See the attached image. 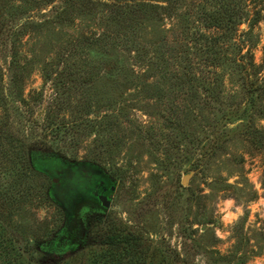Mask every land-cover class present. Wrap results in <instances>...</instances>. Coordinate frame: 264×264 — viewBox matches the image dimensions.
<instances>
[{"label": "rangeland", "instance_id": "1", "mask_svg": "<svg viewBox=\"0 0 264 264\" xmlns=\"http://www.w3.org/2000/svg\"><path fill=\"white\" fill-rule=\"evenodd\" d=\"M223 12L232 28L209 26ZM248 82L264 85V0H0V193L23 253L57 230L97 247L99 211L189 264H264V118L236 119ZM30 152L60 174L100 167L108 209L83 199L67 220Z\"/></svg>", "mask_w": 264, "mask_h": 264}, {"label": "trees", "instance_id": "2", "mask_svg": "<svg viewBox=\"0 0 264 264\" xmlns=\"http://www.w3.org/2000/svg\"><path fill=\"white\" fill-rule=\"evenodd\" d=\"M234 17L235 15L231 12L227 14L223 12L219 16L209 17V26L230 30L232 28L230 26L235 22ZM225 36L227 37L228 34ZM215 44L213 42V46ZM211 54H214L213 58L217 60L220 58L216 51ZM245 95L244 107L236 117L242 127H247V120L253 114L264 118V105H261V99L264 97V85H257L253 82L246 83ZM215 142V140H211L209 145L211 146ZM0 155L2 159H6V151L0 150ZM56 162L57 159L48 157L46 154L29 153L28 166L50 179V186L40 196L52 201L69 220L72 219L73 207L82 201L83 193H80L82 186L84 185L83 189L87 191V194H90L92 190L89 185L90 181L94 183L107 182L110 178L100 167L86 162L79 163L77 169L72 172L68 171L70 168H66L60 174L58 168L55 167ZM55 177L58 178V182L53 181ZM36 197L39 198V195ZM5 198H8V193L2 191L0 193V264H189L180 257L179 252L170 246L162 244L160 249H153L147 237L144 238L131 231H124L113 226L112 223L106 222V219L102 218L103 212L99 211L94 214L91 220L89 219L91 227H89L87 236L91 240L99 238L97 247L93 244L83 246L78 249L81 251V256L69 260L68 256H72L78 250L67 243L65 245L61 230H57L46 237L34 239L33 246L42 255L39 259H35L32 255L26 256L23 250H31V247L21 249V246L17 244V239L9 231L8 221L3 218L5 203L3 200ZM7 216H9L8 213ZM27 242L29 241L27 240Z\"/></svg>", "mask_w": 264, "mask_h": 264}, {"label": "flooded vegetation", "instance_id": "3", "mask_svg": "<svg viewBox=\"0 0 264 264\" xmlns=\"http://www.w3.org/2000/svg\"><path fill=\"white\" fill-rule=\"evenodd\" d=\"M77 166L78 164L69 167V171L72 172L76 170ZM89 185L92 189L91 193H83L82 200L87 198L92 199V201H94L100 209H108L111 202L110 194L114 191L113 183H111V181H100L99 183H94L93 181H90ZM105 203H108V207H105Z\"/></svg>", "mask_w": 264, "mask_h": 264}, {"label": "water", "instance_id": "4", "mask_svg": "<svg viewBox=\"0 0 264 264\" xmlns=\"http://www.w3.org/2000/svg\"><path fill=\"white\" fill-rule=\"evenodd\" d=\"M188 176H189V175H185V176L183 177V180H182L183 183H186V182H187V177H188ZM53 181L56 182V179H54ZM104 205H105V207H108V203H105Z\"/></svg>", "mask_w": 264, "mask_h": 264}]
</instances>
